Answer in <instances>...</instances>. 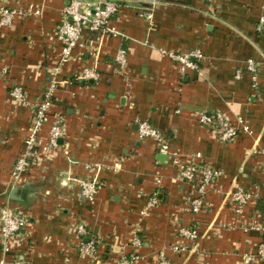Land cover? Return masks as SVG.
<instances>
[{"label":"crops","instance_id":"crops-1","mask_svg":"<svg viewBox=\"0 0 264 264\" xmlns=\"http://www.w3.org/2000/svg\"><path fill=\"white\" fill-rule=\"evenodd\" d=\"M115 1L120 10L112 24L121 35L85 33L59 75L56 104L41 132L47 139L56 114L65 135L16 181L12 169L32 104L48 87V68L60 52L56 34L68 0H0V7L28 12L0 30V208L17 207L29 219L12 252L5 254L0 243V264H96L80 256L77 224L98 239L102 262L131 251L138 233L139 264H161V251L169 264H242L262 238L253 227L261 211L253 204L239 217L228 197L239 184L264 200V0ZM119 48L128 54L125 70L114 65ZM196 48L204 54L198 70L181 75L167 54ZM249 60L258 68L257 88L246 70ZM85 67H95L99 78H76ZM13 84L23 86L26 102L10 96ZM210 110L235 123L242 116L249 131L234 141L218 140L196 118ZM138 118L151 121L184 156L201 152L224 170L197 221L188 208L190 186L153 139L139 140ZM94 179L100 187L88 202L80 183ZM155 192L159 204L148 208ZM195 223V245L173 251L181 243L178 227Z\"/></svg>","mask_w":264,"mask_h":264},{"label":"built area","instance_id":"built-area-1","mask_svg":"<svg viewBox=\"0 0 264 264\" xmlns=\"http://www.w3.org/2000/svg\"><path fill=\"white\" fill-rule=\"evenodd\" d=\"M214 3L217 0H207ZM120 10V4L115 0H68L63 9V17L59 23L56 38L60 42V52L53 66L48 68L49 85L45 91L32 104V117L28 132L24 138L23 148L17 157L12 176L16 181L39 164L43 156L49 155L59 145V140L65 135L63 118L54 115L50 122L47 139H43L41 132L49 123L53 107L56 104L54 92L61 83L59 75L63 66L73 57L75 48L82 44L84 35L88 31L98 32L100 37L119 36L121 32L112 24L113 17ZM35 14L39 10L34 11ZM28 12L23 10L0 7V30L11 26L16 19L23 18ZM150 16V14L144 13ZM259 29L264 25V17L259 22ZM178 65L181 75L190 71L198 70L199 62L204 57L201 49L196 48L187 53L169 52L167 54ZM114 65L125 70L128 66V54L124 48H119L114 57ZM257 65L253 60H249L246 66L253 75L254 85L257 88ZM242 70L237 71V76L241 75ZM76 78L84 81L96 80L99 73L95 67H85ZM10 96L17 102H26V93L23 86L13 84L9 89ZM179 108L177 112H179ZM197 120L214 134L222 142L234 141L240 135V131H249V126L242 116H238L237 123L229 120L221 110L202 111L196 114ZM137 134L139 140L153 139L160 153L165 154L168 163L177 170L181 182L190 186L188 195V208L197 221V216L205 210L208 205V196L218 191L219 179L225 176L224 170L212 166L204 161L201 152H196L192 156H184L171 145L168 138L147 119H137ZM264 155V149H262ZM100 187L99 182L86 180L80 183V194L88 202H92ZM259 194L249 190L242 185H235L228 197L235 214L239 217L250 205H255ZM159 204L157 192H155L148 202V208ZM258 219L255 220L253 227L261 232L262 238L255 248L243 254L242 264L263 263L264 264V213L259 212ZM29 224L28 217L21 209L12 206L0 208V243L5 254H9L16 247L15 243L20 242L22 235L26 233ZM75 232L80 238L79 253L82 258L91 261L96 260V264H139L141 256L138 248L143 245V240L138 233L133 235L130 242L132 250L119 256L111 263L102 262L98 259L97 241L94 236H89V232L84 224H77ZM177 235L181 243L172 246L175 252L187 250L194 246L198 238V229L195 224H182L178 227ZM161 264H169V260L163 251L158 254ZM18 264H24L18 261Z\"/></svg>","mask_w":264,"mask_h":264},{"label":"trees","instance_id":"trees-1","mask_svg":"<svg viewBox=\"0 0 264 264\" xmlns=\"http://www.w3.org/2000/svg\"><path fill=\"white\" fill-rule=\"evenodd\" d=\"M88 32L94 33L92 31H88ZM263 201L264 200H262V198L258 197L257 202H256L257 209L260 210L262 213H264V203H263Z\"/></svg>","mask_w":264,"mask_h":264},{"label":"water","instance_id":"water-1","mask_svg":"<svg viewBox=\"0 0 264 264\" xmlns=\"http://www.w3.org/2000/svg\"><path fill=\"white\" fill-rule=\"evenodd\" d=\"M165 155V154H164Z\"/></svg>","mask_w":264,"mask_h":264}]
</instances>
